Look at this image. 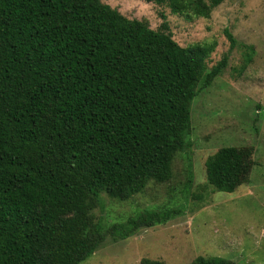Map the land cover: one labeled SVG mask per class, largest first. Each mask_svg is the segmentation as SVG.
<instances>
[{
	"label": "trees",
	"instance_id": "1",
	"mask_svg": "<svg viewBox=\"0 0 264 264\" xmlns=\"http://www.w3.org/2000/svg\"><path fill=\"white\" fill-rule=\"evenodd\" d=\"M224 1L160 3L210 18ZM168 30L101 0H0V264H82L107 237L179 214L148 210L108 226L93 215L103 196L126 201L171 180L176 155L192 147V102L237 45L226 30L230 50L209 69L215 45L182 47ZM252 166L248 149L224 147L206 162L208 184L234 192Z\"/></svg>",
	"mask_w": 264,
	"mask_h": 264
},
{
	"label": "rangeland",
	"instance_id": "2",
	"mask_svg": "<svg viewBox=\"0 0 264 264\" xmlns=\"http://www.w3.org/2000/svg\"><path fill=\"white\" fill-rule=\"evenodd\" d=\"M101 1L153 30L168 24L182 47L215 45L209 69L230 50L226 30L237 45L224 74L192 102V147L176 155L171 180L150 182L126 201L103 196V206L93 212L106 226L148 210L179 214L124 240L107 237L82 264H191L200 256L264 264V0H225L210 18L174 13L160 0ZM247 55L251 62L243 69ZM224 147L248 149L253 161L249 182L234 192L208 184L206 162Z\"/></svg>",
	"mask_w": 264,
	"mask_h": 264
}]
</instances>
